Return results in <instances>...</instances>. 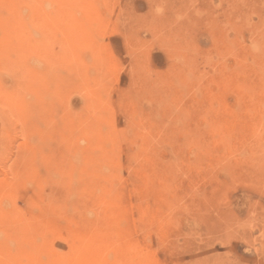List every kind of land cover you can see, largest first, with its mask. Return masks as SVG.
Returning <instances> with one entry per match:
<instances>
[{"label":"rangeland","instance_id":"374dc122","mask_svg":"<svg viewBox=\"0 0 264 264\" xmlns=\"http://www.w3.org/2000/svg\"><path fill=\"white\" fill-rule=\"evenodd\" d=\"M8 1H0L7 3L10 6L8 8L14 11L11 12L6 8V4L5 6L0 3L3 5V7L0 5L1 9L3 8L0 11V55L9 56L3 57L5 59L8 57L6 60L8 66L3 62L5 59L0 58V98L2 99H0V112L3 114H0V258L4 256L11 258L18 254V261L28 256L22 262L28 260L25 264H51L45 251L55 246L53 249L58 250L57 253L61 257L64 258L69 254L72 259L75 257L74 253L79 247L81 248L82 244L79 247L78 244L84 242L83 239L80 240V235L85 234L86 231L88 233L92 230L96 231L97 228L100 232L106 231L109 227L106 225L111 223L110 218L116 214L119 218L120 234L126 233L128 239L137 242L134 245L140 244L135 246L131 254L133 257L130 256L132 261L127 264H140L141 261V264L143 262L144 264L148 262L149 264L152 262L154 264L157 262L158 264H264V1L69 0L67 2L55 0L53 3L52 0H23L29 5L39 1L38 3L47 10L43 11L40 7L39 13L41 10L45 15L48 13V8L52 9L49 10L48 17H41L40 13L39 21L33 19L34 15L30 13L31 6L27 7L21 0H14L15 2L11 0L12 5ZM13 3L22 7L20 13L19 7L17 8ZM37 4L33 7L40 6L39 4L36 6ZM71 6H74L75 12L72 11ZM14 7L17 9L15 10ZM57 9L61 14L64 10L68 11L63 13L65 21L60 19L62 17L60 13L59 19L53 17L55 14L58 15ZM70 9L74 18L66 15L71 14ZM16 11L19 14L25 13L18 15L19 18L22 17L20 22H16ZM11 17L15 18L16 24ZM8 19L13 21L14 24H10L14 27L8 24L10 22ZM28 19L36 20L37 25ZM67 19H70V24L66 22ZM73 19L74 22L78 19L80 23L74 25L71 22ZM22 20L26 22L23 24L24 28L21 26L22 32H20L18 26L22 25ZM56 20L66 22L64 23L66 26L63 23L60 25ZM27 22H30L29 26ZM42 23L44 25H40ZM55 23L60 26H58L60 31ZM71 25L76 31L83 29L82 37H79L83 38L82 42L84 40L87 42H80L81 39L75 35L80 32L73 34L76 31L72 28L68 29ZM3 26L9 28L5 29ZM39 26H43L41 30L37 29ZM10 27L18 29L15 31L17 36L11 33L13 29ZM61 28L67 29L69 35L67 36L66 31ZM54 34L59 36V40ZM73 35L79 39L81 45L76 43L78 39L75 38V41ZM70 36H73L71 41L74 40L73 44L70 42L71 45L68 43ZM16 37L26 40H17ZM6 38L9 41H6ZM55 38L61 44L51 41ZM19 42L20 45L15 47L14 45ZM21 42L25 44L22 45ZM27 43H30L28 47ZM74 43L85 46L79 49ZM53 44L56 46L54 47ZM68 44L71 47L74 45L75 50L83 51V54L81 52L79 54L78 50H76L78 54H75V50L69 49ZM60 45H64L65 48ZM22 46L25 47L21 48ZM33 46L35 49L37 46V50ZM60 47L62 49H59ZM57 49L62 50V52L58 51L62 54L58 53ZM38 50L39 52H36ZM71 50L75 55H72ZM64 51L67 52L66 56ZM95 51L100 56H97ZM69 54L72 57H69ZM76 55L81 56L75 58ZM89 55L92 58H87ZM13 58L15 61L11 60ZM88 59H91L89 64ZM93 60L95 62H92ZM19 61L22 70L21 66H18ZM48 63H53V66L48 67ZM93 67L94 69L96 67V71L100 69L97 74L95 70L93 71ZM57 70H61L60 73ZM75 70L78 72L72 73ZM85 70L89 73L86 74ZM13 71L17 73L13 74ZM90 78L92 80H89ZM22 79L30 80L22 81ZM91 83L96 84L97 89L101 91L106 86V90L102 91L106 93V97ZM63 85L64 87L66 85L64 90L61 89ZM90 85L95 88L93 89L92 86L90 90ZM86 88L92 93L87 95ZM92 95L97 97L92 98ZM12 96L16 103L12 102L14 99ZM166 96L168 98L165 100ZM98 97L102 99L101 103ZM91 98L97 99L93 102L97 103L91 105L93 101ZM140 98L141 103L137 101ZM3 99L7 105L4 104ZM9 100H12L13 105ZM60 100H64V103ZM68 100L71 103H68ZM106 100L110 107L106 104ZM20 102L22 106H19ZM136 103H139L138 108ZM8 104L13 107L8 108ZM16 105L19 109H23V113L21 110L18 112V108H14ZM10 108L13 110L10 111ZM102 108L106 112L101 113ZM108 110L109 115H107ZM140 112L141 116H139ZM59 121L60 125L57 124ZM143 129L147 133L142 132ZM140 134L144 135V138ZM68 154L73 155L70 157ZM191 161H194L195 165H190L189 163H193ZM76 165H79L78 168ZM69 167L71 170L68 169ZM190 178L196 181L193 183ZM102 183L105 186L115 185L113 187L115 192L111 193L112 197L110 196L112 205L105 211L97 201L98 195L101 194L98 187ZM162 191L167 192L162 196ZM157 193L160 195L158 196ZM168 195L171 196L167 197ZM160 196L163 199L159 201ZM39 197H43L44 200ZM162 200L168 204L165 205ZM118 201L120 208L116 209L115 202ZM55 203L57 206L54 205ZM160 203L163 206L159 205ZM169 205H175L176 208ZM53 206L56 208L54 209ZM61 207L63 208L60 210ZM52 208L55 210L53 213H51ZM50 209L51 211L48 212ZM19 210L24 213L21 214ZM32 210L35 211L32 213ZM44 211L46 214L38 216L39 212L42 214ZM162 212L163 215L160 216ZM55 213L58 215H54ZM155 214L157 216H154ZM30 215L34 217L31 218ZM50 216L53 217L52 219L56 218L57 222L56 224L50 219L58 230L54 236L50 233L54 229H51L54 227L53 222L51 221L53 225H50L48 220ZM157 217L159 221L160 218L165 219L159 222ZM38 220L44 222L43 224L48 223L51 227L48 224L44 226L46 231ZM166 220H169V224ZM120 221L123 223L121 224ZM163 222L166 224L164 225ZM20 224L24 230L29 228L28 232H35L31 234L32 238L29 236L30 233L24 234V231H20L23 230ZM71 227H74L73 230ZM67 228L75 239L71 236V240L69 237L71 232L68 236ZM121 229H124V232ZM44 230L46 234L42 232ZM75 232H79V235L75 236L74 234H78ZM35 235L39 236L37 237L39 240ZM43 236H48L44 238L45 242ZM27 240L31 244L27 243ZM47 240L52 242L51 246L46 242ZM122 242L117 244L122 251L119 256L115 253L107 254L108 260L115 256L112 259L118 262L122 260L126 264L125 258L129 257V255L126 257L128 245L127 241ZM71 243H75L76 246L73 248ZM37 244L40 246L39 249L42 247L40 250L37 249L40 255L31 260L37 252ZM24 247L30 248V251H26ZM140 255L141 259L137 258ZM41 256L47 262H42ZM153 259L156 262L152 261ZM111 261L107 264H113L109 263Z\"/></svg>","mask_w":264,"mask_h":264},{"label":"bare ground","instance_id":"6f19581e","mask_svg":"<svg viewBox=\"0 0 264 264\" xmlns=\"http://www.w3.org/2000/svg\"><path fill=\"white\" fill-rule=\"evenodd\" d=\"M0 1H2V0H0ZM4 1L7 2V0H4ZM10 1H11V0H9L8 2H9V3H11V2H15L14 0L11 1V2H10ZM21 1L23 2V0H21ZM25 1H26V0H25ZM31 1H32V0H31ZM40 1H41V0H40ZM43 1H44V0H43ZM43 1H42V2H43ZM46 1H47V0H46ZM46 1H45V3H47ZM52 1H53V3H55V0H52ZM52 1H51V2H52ZM63 1H64V0H63ZM63 1H62V3L66 4V2H63ZM66 1L69 2V0H66ZM263 1H264V0H263ZM34 2H35V1H34ZM34 2H30V3H34ZM38 2H39V1H38ZM38 2L36 1V3H34V4H37ZM48 2H49V1H48ZM51 2H50V3H51ZM0 3L3 4V5H5V4L7 5V3H5V4L2 3V2H0ZM9 3H8V4H9ZM23 3H25V2H23ZM88 3H90V2H88ZM1 4H0V5H1ZM15 4H16V3H13V5H15ZM25 4H26V3H25ZM27 4H28V5H27ZM27 4H26L27 7L31 6V8H32V9L30 10V13L34 15V16H33V19L35 18L36 20H38V19L40 20V18H39V14H40V13L42 14V16H41V14H40L41 17H48V16H50V11H49V10H52V9H49V8H48V13L46 12L47 15H45L43 11L46 10V8L44 7V8H45V9H44L39 3H38V4H39L40 6H39V7H36V8L33 7V6H35L34 4H33V5H32V4L29 5V3H27ZM38 4H37L36 6H38ZM59 4H60V3H59ZM64 4H63V5H64ZM3 5H1V6L3 7ZM6 5H5V6H6ZM10 5H12V3H11ZM42 5L44 6V2H43ZM45 5H46V4H45ZM72 5H73V4H72ZM1 6H0V11H2V9H3V8L1 9ZM15 6H16V5H15ZM49 6H50V5H49ZM68 6H69V5H68ZM84 6H85V5H84ZM8 7H10V6L7 5L6 8H8ZM16 7H17V8L19 7V13H20V10H21L22 7L20 8L19 5H17ZM16 7H14L15 10L17 9ZM40 7L43 8V9H42V10H43V11H42L43 13L41 12V10H40V13H39V9H40ZM71 7H72L71 9H72V11H73V10H74V6H71ZM6 8H4V10H5ZM38 8H39V9H38ZM51 8H53V7H51ZM68 8H70V6H69ZM90 8H91V7H90ZM8 9H10V8H8ZM12 9H13V8H12ZM29 9H30V8H29ZM59 9L61 10V8H59ZM65 9H66V8H65ZM71 9H70V13H71ZM10 10H11V9H10ZM23 10H24V9H23ZM57 10H58V9H57ZM60 10H58V11H59V12H58V15L54 13L55 15H57L56 17H55V15H54V16L51 15V17L53 16L55 19L58 17V19H59V17H61V16H59V15L61 14ZM66 10H67V9H66ZM66 10H64L63 13H67L68 11H66ZM6 11H8V10L6 9ZM46 11H47V10H46ZM65 11H66V12H65ZM11 12H14V11L11 10ZM11 12H9V13L11 14ZM25 12H26V11H25ZM73 12H75V10H74ZM4 13H6V12L4 11ZM9 13H7V15H8ZM19 13L16 11V14H17V15H16V16H17V17H16V18H17L16 22H20L19 20H21L20 18H22V17L19 18L18 15H24V14H25L24 12H23L24 14H19ZM30 13H29V15H30ZM59 13H60V14H59ZM63 13L61 14L62 17H61L60 19L63 20V21H65V19H63V18H64V17H63V16H64ZM0 14H1V12H0ZM12 14H13V13H12ZM12 14H11V16H14V15H12ZM51 14H52V12H51ZM7 15H6V16H7ZM44 15H45V16H44ZM66 15L69 16V18H71V17H72L71 15H73V14L71 13V14H66ZM67 16H66V17H67ZM70 16H71V17H70ZM9 18H10V17H9ZM11 18H13V17H11ZM54 18H53V19H54ZM72 18H74V17H72ZM41 19H42V18H41ZM45 19H46V18H44V20H45ZM78 19H79V18H78ZM78 19H76V22H74V21H75L74 19H73V21H71V22H73L74 25H75V23H78V24H79L80 21H78ZM12 20L15 22V18H13ZM12 20L10 21V19H8V21H10L8 24L13 23ZM28 20L31 21L32 19H31V20L28 19ZM36 20H35V21H36ZM39 20H38V21H39ZM42 20H43V19H42ZM42 20H41L40 22H42ZM48 20H50V19H48ZM61 20H58L59 23H60V25H61V23H63V21H61ZM67 20H68V19H67ZM67 20H66V22L69 23L70 19H69L68 21H67ZM71 20H72V19H71ZM22 21H23V20H22ZM22 21H21V22H22ZM32 21H34V20H32ZM32 21H31V22H32ZM35 21H34L33 23L37 25V23H36ZM56 21H57V20H56ZM58 21H57V22H58ZM16 22H15V24H16ZM24 22H26V21L24 20L23 23H21L22 25H20V27L18 26V29L20 30V32H22L20 28H21V26H23ZM44 22H45V21H43V23H44ZM57 22H56V23H57ZM66 22H64V23L66 24ZM29 23H30V22H27V25H28V26L30 25ZM33 23H31V24H33ZM43 23L40 24V25H44ZM56 23H55V24H56ZM64 23H63V24H64ZM2 24H3V23H2ZM6 24H7V23H6ZM6 24H5V25H6ZM8 24H7V25H8ZM13 24H14V23H13ZM19 24H20V23H19ZM19 24H18V25H19ZM55 24H52V25L55 26ZM63 24H62V25H63ZM65 24H64V25H65ZM69 24H70V23H69ZM73 24H72V25H73ZM5 25H4V26H5ZM10 25H11V24H10ZM72 25H71L68 29L72 28ZM4 26H3V28H5V29H8V28H9V27L6 28V27H4ZM8 26H9V25H8ZM12 26L14 27V25H11V27H12ZM16 26H17V25H16ZM24 26H25V25H24ZM24 26H23V28H24ZM32 26H34V25H32ZM56 26L58 27L59 25L56 24ZM65 26H66V25H65ZM80 26L82 27V24H81ZM227 26H228V25H227ZM0 27H1V25H0ZM11 27H10V28H11ZM37 27H38V26H37ZM42 27H43V26H39V28H37V29L39 30V29L42 28ZM59 27H60V26H59ZM59 27H58V29H59ZM74 27H78V26H74ZM27 28H28V27H27ZM27 28H25V29L27 30ZM35 28H36V27H35ZM46 28H47V27H46ZM66 28H67V27H66ZM11 29H13L14 31L11 30ZM11 29H10V30H11V33L13 32V34H15V31H16V30L18 31L17 28H16V30H15L14 28H11ZM61 29L63 30L64 28H61ZM72 29L74 30V28H72ZM72 29H71V31H73ZM79 29H80V28H79ZM84 29H85V27H84ZM86 29H87V28H86ZM35 30H36V29H35ZM40 30H41V29H40ZM46 30H47V33H48V32H49V28L46 29ZM56 30H57V29H56ZM56 30H55V31H56ZM62 30H61V31H62ZM64 30L66 31V34H67V31H68V30H67V29H64ZM64 30H63V31H64ZM81 30H82V31H76V30H74V31H76V32L73 31V32H74L73 34L80 32V34L78 33V34H75V35L78 36V37H79V36L82 37L81 32L83 33L84 31H83V29H81ZM87 30H88V29H87ZM50 31H51V30H50ZM52 31H53V30H52ZM59 31H60V29H59ZM20 32H19V33H20ZM29 32H30V31H29ZM31 32H32V31H31ZM37 32H38V31H37ZM41 32H42V31H41ZM56 32H57V31H56ZM11 33L9 32V34H11ZM26 33H28V32L26 31ZM51 33H52V32H51ZM53 33H55V32L53 31ZM60 33H61V32H60ZM64 33H65V32H64ZM64 33H62V34H64ZM68 33H69V32H68ZM85 33H86V31H85ZM28 34H29V33H28ZM28 34H27V35H28ZM49 34H50V33H49ZM70 34L72 35V32H71ZM1 35H2V34H1ZM15 35H16V34H15ZM30 35H31V34H30ZM33 35H35V34L33 33ZM55 35H56V36H55ZM68 35H69V34H67V36H68ZM75 35H73V36H74L73 39L76 38ZM7 36H8V35H7ZM11 36H12V35H11ZM16 36H17V35H16ZM24 36H26V35H24ZM44 36H45V34H44ZM54 36L57 37L58 35H57V34H54ZM64 36H65V35H64ZM73 36H70V37H69V38H70V39H69L70 41H68V40L66 39V41H68V43H69L70 45H71L70 42H72V41L74 42L73 39H72V41H71V38H72ZM87 36H88V35H87ZM3 37H4V36H3ZM12 37H13V36H12ZM19 37H21V34L19 35ZM19 37H16L17 40H18V39H21V38H19ZM62 37H63V35H62ZM80 37H79V38H80ZM83 37H84V36H83ZM1 38H2V37H1ZM26 38H27V36H26ZM26 38H25V39L22 38L21 41H23V39L26 40ZM31 38H32V37H31ZM65 38H66V37H65ZM86 38H87V37H86ZM4 39H5V37H4ZM6 39H7V38H6ZM10 39H11V38H10ZM14 39H15V37H14ZM47 39H48V38H47ZM57 39L59 40V36L57 37ZM57 39L55 38L54 40H51V41H56L57 44H58V42H60V41H57ZM61 39H62V38H61ZM61 39H60V40H61ZM76 39H78V38H76ZM76 39H75V41H76ZM80 39H81V38H80ZM82 39H83V38H82ZM82 39H81L80 42H82ZM2 40H3V39H2ZM28 40H30V39H28ZM32 40H33V38H32ZM34 40H35V39H34ZM89 40H90V39H89ZM6 41H9V39H7ZM6 41H4L5 44H6ZM11 41H12V39H11ZM13 41H14V40H13ZM43 41H44V40H43ZM45 41H46V40H45ZM61 41H62V40H61ZM93 41H94V40H93ZM30 42H32V41H30ZM33 42H34V41H33ZM48 42L50 43L49 40H48ZM56 42H54V43H56ZM64 42H65V40H64ZM73 42H72V44H73ZM84 42H87V41L84 40ZM84 42H82V43H84ZM90 42H91V41H90ZM16 43H18V42H16ZM21 43H22V45L25 44V42H21ZM23 43H24V44H23ZM41 43H43V42H41ZM46 43H47V42H46ZM46 43H45V44H46ZM76 43H79V39H78V42H76ZM76 43H74L75 46H78V47H76V48H79V49H80V48H82L83 46H85L84 44H82V46H80V45H81L80 43H79L80 45H76ZM255 43H256V42H255ZM5 44H4V45H5ZM11 44H12V43H11ZM27 44H28V45H27V47H28L30 43H27ZM37 44H38V43H37ZM60 44H61V42H60ZM64 44H65V43H64ZM69 44H68V48H69V49L73 48V49L75 50V46L73 45L74 47H73V46L71 47ZM2 45H3V44H2ZM12 45H13V44H12ZM18 45H20V42H19V44L14 45V46L16 47V46H18ZM34 45H35V44H34ZM48 45H49V44L47 43L46 46H48ZM51 45H52V44H51ZM53 45H54V44H53ZM90 45H92V44H90ZM8 46H9V45H8ZM30 46H31V45H30ZM55 46H56V45H54V47H55ZM60 46H61V45H60ZM62 46L64 47V45H62ZM62 46H61V47H62ZM24 47H25V46H22L21 48H24ZM31 47H32V46H31ZM31 47H30V48H31ZM51 47H52V46H51ZM57 47H58V46H57ZM61 47H60L59 49H62ZM1 48H2V47H1ZM4 48H5V47H4ZM6 48L8 49L9 47H6ZM6 48H5V49H6ZM11 48H13V47L11 46ZM11 48H10V51H11ZM30 48H28V49H30ZM33 48H34V46H33ZM41 48H42V46H41ZM49 48H50V47H49ZM64 48H65V47H64ZM64 48H63V50H64ZM83 48H84V47H83ZM18 49H20V48L18 47ZM31 49H32V48H31ZM34 49H35V48H34ZM38 49H39V48H38ZM44 49H45V48H44ZM59 49H57L56 51H57V52L60 51ZM0 50H1V49H0ZM13 50H15V48H14ZM16 50H17V49H16ZM21 50H22V49H21ZM35 50H37V46H36V49H35ZM51 50H52V49H51ZM76 50H78V49H76ZM76 50L74 51L75 54H78V52H79V54H81V53L83 54V51L81 52L80 50H78V52H76ZM98 50H99V49H98ZM5 51H6V50H5ZM18 51H19V50H18ZM33 51H34V50H33ZM52 51H53V50H52ZM52 51H51V52H52ZM84 51H85V50H84ZM90 51H91V50H90ZM1 52H2V51H1ZM8 52H9V51H8ZM29 52H32V51L29 50ZM29 52H26V54H28ZM34 52H35V51H34ZM36 52H39V50L36 51ZM40 52H41V51H40ZM60 52H62V50H61ZM60 52H58V53H60ZM71 52L73 53V50H71ZM80 52H81V53H80ZM93 52H94V51H93ZM95 52H96V51H95ZM10 53H12V51H11ZM20 53H21V52H20ZM52 53H54V52H52ZM63 53L65 54V56L67 55V54H66L67 52L65 53V51H64ZM72 53H71V54H72ZM1 54L3 55V53H1ZM32 54H34V53H32ZM35 54H36V53H35ZM54 54H55V53H54ZM54 54H52V55H54ZM60 54H62V53H60ZM75 54L73 53L72 55H75ZM84 54H85V53H84ZM5 55L8 56L7 54H5ZM5 55H4V56H1V55H0V58H1V57H2V58H3V57H6ZM12 55H13V54H11V56H12ZM21 55H22V53H21ZM21 55H20V57H21ZM24 55H25V54H24ZM24 55H23V56H24ZM72 55L69 54V57H70V56L72 57ZM94 55H95V53H93V56H94ZM96 55H97V52H96ZM96 55H95V56H96ZM15 56H16V53H15ZM17 56H18V55H17ZM17 56H16V57H17ZM38 56H39V55H38ZM79 56H81V55H79ZM79 56L76 55L75 58H80ZM95 56H94V57H95ZM97 56H100V55H97ZM8 57H9V56H8ZM8 57H7V58H8ZM12 57H14V56H12ZM12 57H11V58H12ZM43 57H44V56H43ZM45 57H46V56H45ZM54 57H56V55H55ZM90 57H91V55H89V57H87V58H90ZM101 57H102V56H101ZM7 58H6V59L3 58V59H5V61H3V62H5V64H6V60H7ZM18 58H19V57H18ZM40 58H41V57H40ZM46 58H47V57H46ZM91 58H92V57H91ZM95 58H97V57H95ZM21 59H22V57H21ZM21 59H19V60H21ZM70 59H72V58H70ZM103 59H104V58H102V60H103ZM11 60H14V58L11 59ZM22 60L24 61V58H23ZM42 60H43V59H42ZM78 60H79V59H78ZM78 60H75V61H78ZM81 60H83V59H81ZM90 60H91V59H90ZM90 60H89V59H88V61L86 60L88 64L91 62ZM99 60H100V59H99ZM14 61H15V60H14ZM36 61H37V60H36ZM48 61H49V59H48ZM50 61H51V60H50ZM75 61H74V62H75ZM83 61H84V60H83ZM89 61H90V62H89ZM105 61H106V60H105ZM105 61H104V62H105ZM92 62H95V60H93ZM12 63H13V62H12ZM21 63H23V62H21ZM1 64H3V63H1ZM8 64H9V62H8ZM23 64H24V63H23ZM48 64H49L48 67H50V65L53 66V63H52V64L48 63ZM91 64H92V63H91ZM96 64H97V62H96ZM99 64H100V63H99ZM111 64L114 65L113 61H111ZM3 65H4V64H3ZM6 65H7V64H6ZM19 65L21 66L20 68H21V70H22V64H20V61H19L18 66H19ZM24 65H25V64H24ZM24 65H23V66H24ZM113 65H112V68H113ZM7 66H8V65H7ZM14 66H15V65H14ZM85 66H86V65H85ZM95 66H96V65H95ZM26 67H27V66H26ZM90 67H91V66H90ZM102 67H103V66H102ZM3 68H5V65H4ZM7 68H8V67H7ZM23 68L25 69V67H23ZM76 68H78V67H76ZM80 68H81V66H80ZM106 68H107V67H106ZM9 69H10V68H9ZM9 69H8V70H9ZM49 69H50V68H49ZM102 69H103V68H102ZM102 69H101V70H102ZM12 70H13V69H12ZM12 70H11V71H12ZM15 70H17V68H16ZM15 70H14V71H15ZM94 70L96 71V67H95V69H94V67H93V71H94ZM98 70H100V69H98ZM98 70H97V71H98ZM3 71H4V69H3ZM14 71H13V74L15 73ZM57 71H59V73H60L61 70H57ZM97 71H96V74L98 73ZM23 72H25V70H23ZM27 72H28V71H27ZM27 72H26V73H27ZM40 72H41V71H40ZM40 72H39V73H40ZM53 72H55V71H53ZM63 72H64V71H63ZM69 72H70V71H69ZM74 72H78V71L75 70V71H73L72 73H74ZM85 72H86V70H85ZM85 72H84V74H85ZM99 72H100V71H99ZM106 72H107V71H106ZM110 72H111V70H110ZM7 73H8V72H7ZM10 73H11V72H10ZM16 73H17V72H16ZM16 73H15V74H16ZM18 73H20V72L18 71ZM41 73H42V72H41ZM88 73H89V72H88ZM88 73L86 72V74H88ZM101 73H102V72H101ZM8 74H9V73H8ZM11 74H12V73H11ZM23 74H25V73H23ZM27 74H28V73H27ZM29 74H30V72H29ZM49 74H50V73H49ZM49 74H48V75H49ZM67 74H68V73H67ZM74 74H75V73H74ZM30 75H31V74H30ZM50 75H51V74H50ZM78 75H79V73H78ZM91 75L93 76V74H91ZM105 75H107V74L105 73ZM122 75H123V74H122ZM122 75H121V76H122ZM18 76H20V75H18ZM18 76H17V77H18ZM23 76H24V75H23ZM23 76H22V77H23ZM25 76H27V75H25ZM25 76H24V77H25ZM44 76H45V75H44ZM56 76H58V75H56ZM63 76H64V75H63ZM66 76H67V75H66ZM70 76H72V74H71ZM70 76H69V77H70ZM94 76H95V74H94ZM101 76H102V74H101ZM101 76H100V77H101ZM113 76H114V75H113ZM29 77H30V76H29ZM47 77H48V76H47ZM73 77H74V76H72V78H73ZM79 77H80V75H79ZM87 77H88V76H87ZM100 77H99V78H100ZM27 78H28V77H27ZM41 78H42V77H41ZM91 78H92V77H91ZM91 78H90L89 80H92ZM94 78H95V77H94ZM96 78H97V77H96ZM16 79H17V78H16ZM45 79H46V78H45ZM67 79H68V78H67ZM14 80H15V79H14ZM27 80H30V79H27ZM27 80L22 79V81H27ZM33 80H34V78H33ZM38 80H39V79H38ZM40 80H41V79H40ZM69 80H71V79H69ZM69 80H68L67 82H69ZM72 80L74 81L75 78L72 79ZM89 80H88V81H89ZM94 80H95V79H94ZM97 80L99 81V79H97ZM100 81H101V80H100ZM33 82H35V81H33ZM59 82H60V81H59ZM71 82H72V81H71ZM89 82H90V81H89ZM91 82H92V81H91ZM101 82H102V81H101ZM40 83H41V82H40ZM40 83H39V84H40ZM95 83H96V82H95ZM98 83L101 85L100 82H98ZM19 84H20V83H19ZM34 84H35V83H34ZM64 84H65V83H64ZM86 84H87V82H86ZM86 84H85V85H86ZM89 84H90V83H88V86H89ZM91 84H93V83H91ZM99 84H98V85H99ZM108 84H109V83H108ZM159 84H160V83H159ZM21 85H22V84H21ZM25 85H26V84H25ZM67 85H69V84H67ZM85 85H84V86H85ZM93 85L96 86V84H93ZM93 85H90V86H91V87H90V90L92 89V86H93ZM26 86H27V85H26ZM48 86H49V85H48ZM94 86H93V89L95 88ZM226 86H227V85H226ZM226 86H225V87H226ZM15 87H17V86H15ZM22 87H23V86H22ZM31 87H32V86H31ZM65 87H66V85H65ZM65 87H64V85H63L61 89L64 90ZM85 87H87V86H85ZM98 87H99V86H98ZM105 87H106V86H105ZM105 87L102 89V91H105V90H106ZM112 87H113V86H112ZM225 87H224V89H225ZM19 89H20V88H19ZM26 89H27V88H26ZM34 89H35V88H34ZM86 89H87L86 91H88V88H86ZM96 89H97V86H96ZM98 89H99V88H98ZM98 89H97L98 92L104 94V92H102L101 89H99V90H98ZM216 90H217V89H216ZM0 91H1V90H0ZM19 91H20V90H19ZM23 91H24V89H23ZM95 91H96V90H95ZM128 91H129V90H128ZM25 92H26V91H25ZM37 92H38V90H37ZM42 92H43V90H42ZM82 92H83V91H82ZM23 93H24V92H23ZM27 93H28V92H27ZM31 93H32V92H31ZM89 93H90V92L88 91V92H87V95H88ZM91 93H92V92H91ZM91 93H90V94H91ZM95 93H96V92H95ZM100 93H98V94H99V97H100ZM215 93H216V92H215ZM28 94H29V93H28ZM39 94H40V93H39ZM72 94H74V93H72ZM72 94H71V95H72ZM105 94H106V93H105ZM105 94H104V96L106 97ZM208 94H209V93H208ZM4 95H5V94H4ZM164 95H165V94H164ZM39 96H41V95H39ZM79 96H80V95H79ZM92 96H93L92 98H96V97H97V95H96V97H94V95H92ZM214 96H215V94H214ZM12 97L14 98V96H12ZM16 97H17V96H16ZM26 97H27V96H25V98H26ZM99 97H98V99H99ZM102 97H103V96H102ZM137 97H138V96H137ZM159 97H160V96H158V98H159ZM18 98H19V97H18ZM18 98H17V99H18ZM34 98H35V97H34ZM39 98H40V97H39ZM58 98H59V97H58ZM77 98H78V97H77ZM92 98H91V100H93V101H92V104H91V105L97 103V102L93 103L95 99H92ZM134 98H135V97H134ZM155 98H156V97H155ZM166 98H168V97L166 96V97H165V100H166ZM0 99H1V98H0ZM5 99H6V98H5ZM11 99H12V98H11ZM22 99H23V98H22ZM35 99H36V98H35ZM69 99H70V98H69ZM80 99H81V97H80ZM162 99H163V98H162ZM213 99H214V98H213ZM1 100H2V99H1ZM6 100H7V99H6ZM6 100H5V101H6ZM12 100H13V101H12ZM12 100H11L12 102H15V103L17 102V101L15 100V98L12 99ZM14 100H15V101H14ZM30 100H32V99H30ZM72 100H73V98H72ZM96 100H97V99H96ZM96 100H95V101H96ZM99 100H100V103H101V100H102V99H99ZM134 100H135V99H134ZM136 100H137V99H136ZM139 100H140V101H139ZM139 100H137V101H138L139 103H141L142 99L140 98ZM9 101H10V100H9ZM11 101H10V103H11V105H13ZM22 101H23V100H22ZM25 101H26V100H25ZM34 101H35V100H34ZM38 101H39V100H38ZM60 101L63 102L64 100H60ZM130 101H131V100H130ZM3 102H4V99H3ZM67 102L69 103L70 100H68ZM83 102H84V101H83ZM98 102H99V101H98ZM103 102H104V100H103ZM105 102H106V104L109 105V103H107V100H106ZM135 102H136V101H135ZM21 103H22V102H20V103H19L20 105H19V104H18V105H19V106H22ZM23 103H24V102H23ZM63 103H64V102H63ZM70 103H71V102H70ZM100 103H99V104H100ZM139 103H138V104L136 103L137 108H138V106H139ZM158 103H159V102H158ZM4 104L7 105V103H5V102H4ZM39 104H40V103H39ZM58 104H59V103H58ZM99 104H97V106H98ZM102 104H103V103H102ZM8 105H9V106H7V107L9 108L11 105H10V104H8ZM26 105H27V104H25V106H26ZM61 105H63V104H61ZM3 106H4V105H3ZM3 106H2V107H3ZM34 106H35V104H34ZM47 106H48V105H47ZM52 106H53V105H52ZM140 106H142V105H140ZM0 107H1V106H0ZM12 107H13V106H11V108H12ZM23 107H24V106H23ZM70 107H71V106H69V109H71ZM75 107H76V106H75ZM102 107H103V106H102ZM106 107H107V106H106ZM109 107H110V105H109ZM11 108L9 109L10 111L13 110V109H11ZM14 108H18V109H19V107H18L17 105H16V107H14ZM30 108H31V107H30ZM57 108H58V107H57ZM62 108H63V107H62ZM93 108H94V107H93ZM95 108H96V106H95ZM95 108H94V109H95ZM99 108H100V107H98V110H99ZM18 109H16V110H18ZM33 109H35V108H33ZM84 109H85V108H84ZM102 109H103V108H102ZM20 110H21V109H19L18 112H20ZM25 110H26V109H25ZM36 110H37V108H36ZM51 110H52V109H51ZM51 110H50V112H51ZM58 110H59V109H58ZM64 110H65V108H64ZM90 110H91V109H90ZM103 110H104V109H103ZM103 110L100 109L101 113H102V112H106L105 110H104V111H103ZM135 110H136V109H135ZM142 110H143V109H142ZM142 110H141V111H142ZM2 111H3V110H2ZM14 111H15V110H14ZM32 111H34V110H32ZM55 111H56V110H55ZM94 111H96V110H94ZM139 111H140V110H139ZM205 111H206V110H205ZM7 112H8V111H7ZM21 112L23 113V109L21 110ZM25 112H27V110H26ZM38 112H39V111H38ZM46 112H48V111H46ZM109 112H110V111L108 110L107 115L110 114ZM133 112H134V111H133ZM14 113H15V112H14ZM22 113H21V114H22ZM31 113H33V112H31ZM35 113H36V112H35ZM56 113H57V112H56ZM83 113H84V112H83ZM83 113H81V114H83ZM0 114L3 115L1 112H0ZM25 114L27 115V113H25ZM42 114H43V113H42ZM51 114H52V113H51ZM104 114H105V113H104ZM140 114H141V112L139 113V116H141ZM34 115H35V114H34ZM44 115H45V114H44ZM137 115H138V114H137ZM137 115H136V116H137ZM27 116H29V115H27ZM27 116H26V117H27ZM30 116H32V115H30ZM49 116H50V113H49ZM53 116H54V115H53ZM105 116H106V115H105ZM129 116H131V113H130ZM249 116H250V115H249ZM54 117H55V116H54ZM106 117H107V116H106ZM144 117H145V116H144ZM0 118H1V116H0ZM28 118H29V117H28ZM50 118H51V117H50ZM90 118H91V117H90ZM114 118H115V117H114ZM127 118H128V117H127ZM105 119H106V118H105ZM46 120H47V119H46ZM49 120H50V119H49ZM93 120H94V119H93ZM96 120H99V119L96 118ZM132 120H133V119H132ZM134 120H135V119H134ZM204 120H205V118H204ZM208 120H209V118H208ZM88 121H89V120H88ZM138 121H139V120H138ZM51 122H52V121H51ZM54 122H55V121H54ZM56 122H58V120H57ZM56 122H55V123H56ZM115 122H116V121H115ZM139 122H140V121H139ZM107 123H108V122H107ZM109 123H111V122H109ZM133 123H134V122H133ZM136 123H137V122H136ZM140 123H141V122H140ZM211 123H212V121H211ZM57 124L60 125V121H59V123H57ZM63 124H64V123H63ZM103 124H104V123H103ZM97 125H98V124H97ZM130 125H131V124H130ZM132 125H133V124H132ZM137 125H138V124H137ZM4 126H5V125H4ZM33 127H34V126H33ZM106 127H107V126H106ZM140 127H141V126H139V128H140ZM4 128H5V127H4ZM34 128H35V127H34ZM116 128H117V127H116ZM133 128H135V127H133ZM143 128H144V126H143ZM105 129H106V128H105ZM108 129H110V127H108ZM108 129H107V130H108ZM128 129H129V128H128ZM145 129H146V128H145ZM103 130H104V128H103ZM113 130H114V129H113ZM137 130H138V128H137ZM144 131H145V130L143 129L142 132H144ZM104 132H105V131H104ZM104 132H103V133H104ZM130 132H132V130H130ZM139 132H140V131H139ZM139 132H138V133H139ZM106 133H107V132H106ZM115 133H116V132H115ZM135 133L137 134V132H135ZM135 133H134V134H135ZM144 133H147V132H144ZM42 134H43V133H42ZM78 134H79V133H78ZM120 134H121V133H120ZM120 134H119V135H120ZM140 135H141V134H140ZM195 135H198V134H195ZM70 136H71V134H70ZM129 136H130V135H129ZM134 136H135V135H134ZM141 136H143V138H144V135H141ZM145 136H146V135H145ZM147 136H148V135H147ZM203 136H204V135H203ZM31 138H32V137H31ZM46 138H47V137H46ZM61 138H64V137H61ZM100 138H101V137H100ZM141 138H142V137H141ZM145 138L147 139V137H145ZM196 138H197V137H196ZM37 139H38V138H37ZM119 139H120V138H119ZM148 139H149V138H148ZM30 140H31V139H30ZM133 140H135V139H133ZM133 140H132V141H133ZM144 140H145V139H144ZM198 140H199V139H198ZM198 140H197V141H198ZM147 141H148V140H147ZM199 141H200V140H199ZM109 142H110V141H109ZM98 143H99V142H98ZM132 143H133V142H132ZM132 143H131V144H132ZM59 144H60V143H59ZM129 144H130V143H129ZM65 145H66V144H65ZM196 145H197V143H196ZM60 146H61V145H60ZM95 146H96V145H95ZM130 146H131V145H130ZM58 147H59V146H58ZM58 147H57V148H58ZM62 147H63V146H62ZM195 147H196V146H195ZM47 148H48V147H47ZM145 148H146V147H145ZM112 149H113V148H112ZM47 150H48V149H47ZM49 150H50V149H49ZM61 150H62V149H61ZM113 150H114V149H113ZM62 151H63V150H62ZM65 153H66V152H65ZM69 153H70V152H69ZM75 153H76V152H75ZM148 153H149V152H148ZM25 154H26V153H25ZM33 154H34V153H33ZM35 154H36V153H35ZM55 154H56V153H55ZM28 155H29V154H28ZM52 155H53V154H52ZM68 155H70V154H68ZM72 155H73V154H72ZM72 155H70V157H71ZM23 156H24V155H23ZM98 156H99V155H98ZM133 156H134V155H133ZM24 157H25V156H24ZM44 157H45V156H44ZM74 157H75V156H74ZM123 157H124V156H123ZM225 157H226V156H225ZM26 158H27V157H26ZM48 158H49V156H48ZM53 158H55V157L53 156ZM57 158H58V157H57ZM76 158H78V157H76ZM134 158H135V157H133V159H134ZM43 159H45V158H43ZM51 159H52V158H51ZM94 159H95V158H94ZM103 159L106 160L105 158H103ZM112 159H113V158H112ZM136 159H137V158H136ZM53 160H54V159H53ZM60 160H61V159H60ZM75 160H76V159H75ZM87 161H88V160H87ZM52 162H53V161H52ZM75 162H76V161H75ZM99 162H100V159H99ZM191 162H193V163H189L190 165L195 163L194 161H191ZM37 163H38V162H37ZM37 163H36V164H37ZM42 163L44 164V162H42ZM69 163H70V162H69ZM102 163H103V162H102ZM117 163H118V162H117ZM196 163H197V162H196ZM33 164H34V163H33ZM67 164H68V163H67ZM103 164H104V163H103ZM120 164H121V163H120ZM136 164H137V163H136ZM141 164H142V163H141ZM185 164H186V163H185ZM189 164H188V165H189ZM40 165H41V164H40ZM40 165H39V166H40ZM137 165H138V164H137ZM190 165H189V166H190ZM194 165H195V164H194ZM197 165H199V164L197 163ZM197 165H196V167H197ZM44 166H45V165H44ZM69 166H70V165H69ZM74 166H75V165H74ZM78 166H79V165H76V168H78ZM142 166H143V165H142ZM189 166H188V167H189ZM67 167H68V165H67ZM114 167H115V166H114ZM185 167H186V165H185ZM188 167H187V169H188ZM192 167H193V165H192ZM192 167H191V169H192ZM38 168H39V167H38ZM70 168H71V167H69L68 169H70ZM105 168H107V167H105ZM105 168H104V169H105ZM189 168H190V167H189ZM185 169H186V168H185ZM70 170H71V169H70ZM82 170H84V169H82ZM86 170H87V169H86ZM38 171H39V170H38ZM87 171H88V170H87ZM105 171H106V170H105ZM120 171H121V170H120ZM120 171H119V172H120ZM42 172H43V171H42ZM64 172H65V171H64ZM74 172H75V171H74ZM123 172H124V171H123ZM36 173H37V172H36ZM53 173H54V172H53ZM86 173H87V172H86ZM86 173H85V174H86ZM121 173H122V172H121ZM67 174H68V173H66V175H67ZM69 174H70V173H69ZM73 174H74V173H73ZM70 175H71V174H70ZM115 175H118V174H115ZM128 175H129V174H128ZM64 176H65V175H64ZM121 176H122V175H121ZM39 177H40V176H39ZM67 177H68V176H66V178H67ZM119 177H120V176H119ZM42 178H43V177H42ZM100 178H102V177H100ZM112 179H113V178H112ZM121 179H123V178H121ZM121 179H120V180H121ZM190 179H191V178H190ZM193 179H194V178H192L191 180H193ZM66 180H67V179H66ZM68 180H69V179H68ZM149 181H150V180H149ZM194 181H196V180H193L192 182L194 183ZM65 182H66V181H65ZM67 182H68V181H67ZM69 183H70V182H69ZM196 183H197V182H196ZM196 183H195V184H196ZM27 184H28V183H27ZM97 185H98V184H97ZM116 185H117V184H116ZM193 185H194V184H193ZM193 185H192V186H193ZM114 186H115V185H114ZM114 186H113V187H114ZM182 186H183V185H182ZM58 187H59V186H58ZM113 187H112V186H105L103 183L100 184L99 187H98V191L101 192V194L98 195L99 198H98L97 201H98V203H99V205H100V207H101V209H102L103 211H105L106 208L111 207V205H112L110 199H111V197H112V196H111V193L113 192V189H114ZM123 187H124V186H123ZM196 187H197V186H196ZM116 188H117V187H116ZM189 188H190V187H189ZM194 188H195V187H194ZM69 189H70V187H69ZM90 189H91V187H90ZM190 189H191V188H190ZM115 190H116V189H115ZM121 190H122V189H121ZM166 190H167V189H166ZM195 190H196V189H195ZM164 191H165V190H164ZM168 191H169V190H168ZM171 191H172V190H171ZM188 191H189V189H188ZM60 192H61V191H60ZM62 192H63V191H62ZM91 192H92V191H91ZM99 192H98V193H99ZM114 192H115V191H114ZM114 192H113V193H114ZM166 192H167V191H166ZM166 192H163V191H162V192H161V193H162V196H163V194H165ZM185 192H186V191H185ZM190 192L192 193V191H190ZM194 192H196V191H194ZM92 193H93V192H92ZM158 193H160V191H159ZM158 193H157V194H158ZM93 194H94V193H93ZM193 194H194V193H193ZM159 195H160V194H158V196H159ZM188 195L190 196L189 193H188ZM110 196H111V197H110ZM158 196H157V198H158ZM170 196H171V195H168L167 197H170ZM172 196H173V195H172ZM50 197H51V196H50ZM119 197H120V196H119ZM119 197H118V198H119ZM36 198H37V197H36ZM36 198H35V199H36ZM39 198H42V199H43V197H39ZM39 198H38V200H39ZM54 198H55V197H54ZM161 198H162V197L160 196V197H159V201H160ZM162 199H163V198H162ZM165 199H166V197H165ZM168 199H169V198H168ZM176 199H177V196H176ZM43 200H44V199H43ZM59 200H60V199H59ZM73 200H74V199H73ZM112 200H113V199H112ZM157 200H158V199H157ZM25 201H26V200H25ZM39 201H42V200H39ZM81 201H82V200H81ZM140 201H141V200H140ZM143 201H144V200H143ZM155 201H156V200H155ZM46 202H47V201H46ZM51 202H52V200H51ZM94 202H95V201H94ZM162 202H165V201L162 200ZM176 202H177V201H176ZM176 202H174V203H176ZM47 203H48V202H47ZM57 203H58V202H57ZM48 204H49V203H48ZM66 204H67V203H66ZM79 204H80V203H79ZM93 204H94V203H93ZM166 204H168V203L165 202V205H166ZM54 205L57 206L56 203H55ZM115 205H116V207H115L116 209H119V208H120V203H119V201H118V202H115ZM159 205L163 206V204H161V203H160ZM159 205H158V206H159ZM165 205H164V206H165ZM172 205H173V204H172ZM38 206H39V207H42V206H40L39 204H38ZM50 206H51V205H50ZM55 206H53L54 209L56 208ZM59 206H60V205H59ZM59 206H58V207H59ZM79 206H80V205H79ZM82 206H83V205H82ZM92 206H93V205H92ZM92 206H91V207H92ZM151 206H152V205H151ZM80 207H81V206H80ZM165 207H166V206H165ZM165 207H164V210L166 209V211H167V208H165ZM167 207H168V206H167ZM169 207L174 208L175 205H174V206H170V205H169ZM169 207H168V209H169ZM48 208H49V207H48ZM62 208H63V207H61V208H59V209L61 210ZM81 208H82V207H81ZM85 208H86V207H85ZM156 208H157V207H156ZM175 208H176V207H175ZM31 209H32V208H31ZM39 209H40V208H39ZM74 209H76V208H74ZM90 209H91V208H90ZM101 209H100V210H101ZM157 209H158V208H157ZM23 210H25V209H23ZM28 210H29V209H28ZM28 210H27V211H28ZM43 210H44V209H43ZM52 210H53V208H52ZM81 210H82V209H81ZM159 210H160V209H159ZM159 210H158V211H159ZM164 210H162V211H164ZM19 211H20V210H19ZM33 211H35V210H32L31 212L33 213ZM36 211H37V210H36ZM39 211H40V210H39ZM46 211H47V209H46ZM46 211L42 212V214L39 212V213H38V216H40V215L43 216V213L46 214ZM50 211H51V209L48 210V212H50ZM54 211H55V210H53L51 213H53ZM160 211H161V210H160ZM160 211H159V212H160ZM168 211L171 212V210H168ZM22 212H23V211H22ZM22 212L20 211L21 214H22ZM31 212H30V214H31ZM37 212H38V211H37ZM58 212H59V210H58ZM65 212H66V211H65ZM82 212H83V211H82ZM172 212H173V209H172ZM20 213H18V214L20 215ZM23 213H24V212H23ZM73 213H74V212H73ZM88 213H89V212H88ZM90 213H92V212H90ZM111 213H112V212H111ZM115 213H116V212H115ZM39 214H40V215H39ZM66 214H67V213H66ZM83 214H84V213H83ZM92 214H93V213H92ZM92 214H91V215H92ZM164 214H165V211H164ZM168 214H169V213H168ZM170 214H171V213H170ZM36 215H37V214H36ZM54 215H58V214L55 213ZM68 215H69V214H68ZM70 215H71V214H70ZM70 215H69V216H70ZM76 215H78V214H76ZM93 215H94V214H93ZM114 215H115V216H113V217L110 218V220H109L111 223H110L109 225H106V227L109 226V227H107V230H106V231L104 230V231H101V232H100V231L98 230V228H97L98 226L96 225V228H97L96 231L92 230V231L89 232V233H88V231H86L85 234L80 235V240L83 239L82 241H84V242H81V241H80L81 243L78 242V243H79V244H78V247H79L80 244H82V245H81V248L79 247V250L76 249V250H78V251H76L75 253H74V252L72 251V249H71V252H73V253L75 254V257H73L72 259H70V255H69V254H68L66 257H64V258L61 257V256L57 253L58 250H57V251L54 250V249H55V246L52 245V246H53V247H51L52 249L48 248V249H46V251H45L46 256H48V259H49L48 261H51V264H107L108 261L113 260L114 262L111 261V262H109V263H113V264H114L115 262H118V261L112 259V257H115V256H112V257L110 258L111 260H108L106 255H107V254H110V253H113V255H114V253H115L116 256H119V254H120L122 251H121L120 248L117 247V244H118V242H120V241H123V242L127 241V245H128V246H127V249H126V250H127V253H126L127 255H126V257H128V255H129V257H128L127 259L125 258V262H126V264L129 263V261H132V258H131V260H130V256H132L131 254L134 252V250H135V246H139L140 244L134 245L135 242H132V241L130 240L131 238L128 239V238L126 237V235H125L126 233H124V234H120L121 232H119L120 230L118 229V223H119V220H118V219H119V218L116 216V214H114ZM159 215H160V214H159ZM162 215H163V212H162V214H161L160 216H162ZM22 216L24 217L25 215L23 214ZM26 216H27V215H26ZM31 216H33V215H30V217H31ZM38 216H37V218H38ZM66 216H67V215H66ZM89 216H90V215H89ZM154 216H157V215L155 214ZM167 216L169 217V215H167ZM167 216H165V217H167ZM33 217H34V216H33ZM40 217H41V216H40ZM40 217H39V219H40ZM45 217H46V216H45ZM45 217H44V218H45ZM47 217H49L48 214H47ZM50 217H51V216H50ZM54 217H55V216H54ZM67 217H68V216H67ZM80 217H81V216H80ZM90 217H92V216H90ZM152 217H153V216H152ZM26 218H27V217H26ZM31 218H32V217H31ZM52 218H53V217L48 218V220L50 221V219H52ZM68 218H69V217H68ZM70 218H71V217H70ZM70 218H69V219H70ZM73 218H74V217H73ZM157 218H158V217H157ZM157 218H156V220H157ZM169 218H170V217H169ZM169 218H168V219H169ZM22 219H23V218H22ZM33 219H34V218H33ZM62 219H63V218H62ZM164 219H165V218H160V221L162 222V220L164 221ZM23 220H26V219H23ZM41 220L43 221L42 218H41ZM48 220H47V221H48ZM52 220H54V221L56 222V218H55V219H52ZM52 220H51V221H52ZM64 220H65V219H64ZM84 220H85V219H84ZM124 220H125V219H124ZM154 220H155V219H154ZM35 221H37L36 217H35ZM38 221H39L38 223H41L40 225H43V226H42L43 228H44V226H46V225L48 224L47 222H46L47 224H43L44 222H42V221L40 222V220H38ZM51 221H50V225H53L54 222L52 221L53 224H51ZM69 221H70V220H69ZM121 221H122V220H121ZM121 221H120V222H121ZM150 221H151V220H150ZM158 221H159V218H158ZM160 221H159V222H160ZM166 221H167V224H169V223H168L169 220H166ZM166 221H165V222H166ZM10 222H11V221H10ZM26 222H28V221H26ZM73 222H74V221H73ZM60 223H61V222H60ZM69 223H70V222H69ZM122 223H123V222H121V224H122ZM129 223H130V222H129ZM145 223H146V222H145ZM36 224H37V223H36ZM56 224H57V222H56ZM75 224H76V223H75ZM96 224H98V223H96ZM124 224H125V223H124ZM124 224H123V225H124ZM152 224H153V223H152ZM155 224H156V223H155ZM163 224H164V222H163ZM163 224H162V225H163ZM165 224H166V223H165ZM165 224H164V225H165ZM26 225H27V224H26ZM33 225H34V221H33ZM40 225H38V227H39ZM48 225H49V224H48ZM50 225H49V226H50ZM59 225H60V224H59ZM59 225L57 226V228L59 227ZM67 225H68V224H67ZM79 225H80V223H79ZM104 225H105V224H104ZM129 225H130V224H129ZM29 226H30V224H29ZM34 226H35V225H34ZM36 226H37V225H36ZM73 226H74V225H73ZM76 226H78V225H75V227H76ZM20 227H21V229H23V227H22L21 224H20ZM20 227H19V228H20ZM25 227L28 228V226H25ZM25 227H24V228H25ZM50 227H51V226H50ZM67 227H68V226H67ZM99 227H100V226H99ZM104 227H105V226H104ZM119 227H120V226H119ZM160 227H162V226L160 225ZM7 228H8V227H7ZM31 228H32V227H31ZM31 228H30V229H31ZM35 228H36V227H35ZM45 228H46V227H45ZM45 228H44V229H45ZM52 228H54V229H53V230H55L54 232H53V230H52V232H50V230H51ZM60 228H61V227H60ZM68 228H69V227H68ZM68 228H67V231H69ZM71 228H72V227H71ZM73 228H74V227H73ZM73 228H72V230H73ZM92 228H93V227H92ZM149 228H150V227H149ZM149 228H148V229H149ZM38 229H39V228H37V230H38ZM47 229H50V228H47ZM51 229L48 230V231H49L50 233H52L53 236H54L55 232L58 231L57 229H55V224H54V227H51ZM89 229H90V228H89ZM158 229H159V228H158ZM162 229H163V228H162ZM9 230H10V228H9ZM16 230H17V229H16ZM28 230H29V228H28L27 230H26V229H25V230L23 229V230H20V231H21V232L24 231V232H23L24 234H28V233H30V232H28ZM33 230H34V229H33ZM37 230H35V231L37 232ZM40 230H42V229H40ZM45 230H46V229H45ZM45 230L42 231V232L44 233ZM59 230H60V229H59ZM97 230L99 231V233L97 232ZM122 230H123V232H124V229H121V231H122ZM127 230H128V229H127ZM143 230H144V229H143ZM20 231H19V232H20ZM30 231H31V230H30ZM38 231H39V230H38ZM46 231H47V230H46ZM141 231H142V229H141ZM16 232H17V231H16ZM33 232H34V231H33ZM33 232H31V233L29 234V236H30L31 238H32V235H31V234H32ZM39 232H40V231H39ZM39 232H38L37 234H39ZM49 232H48V233H49ZM70 232H71V231L68 232V236H69ZM73 232H74V231H73ZM50 233H49V236H50ZM57 233H58V232H57ZM75 233H78V234H74L75 236H76V235H79V232H75ZM128 233H129V232H128ZM13 234H14V233H13V231H12V235H13ZM24 234H23V235H24ZM34 234H35V232H34ZM34 234H33V235H34ZM40 234H42V233L40 232ZM44 234H46V233H44ZM72 234H73V233L71 232V234H70V236H69L70 238H71V236L74 237ZM129 234H131V233H129ZM47 235H48V234H47ZM58 235H59V237H61L60 233H58ZM58 235H56V237H58ZM0 236H1V235H0ZM29 236H28V237H29ZM35 236H36V235H35ZM130 236H131V235H130ZM7 237H10V236H7ZM19 237H20V236H19ZM26 237H27V236H26ZM26 237H25V238H26ZM33 237H34V236H33ZM37 237H39V236H36V238H37ZM46 237H48V236H46ZM46 237L43 236V239L46 238ZM56 237H55V238H56ZM78 237H79V236H78ZM23 238H24V236H23ZM36 238H33V239H36ZM137 238H138V237H137ZM15 239H16V238H15ZM37 239H38V238H37ZM50 239H51V241L53 242V238H52V236L50 237ZM74 239H75V237H74ZM134 239H135V238H134ZM134 239H133V240H134ZM141 239H142V238H141ZM148 239H149V238H148ZM148 239H147V240H148ZM19 240H20V239H19ZM38 240H39V239H38ZM57 240H58V238L56 239V241H57ZM71 240H72V238H71ZM78 240H79V239H78ZM124 240H125V241H124ZM136 240H137V239H136ZM28 241H29V240H27V243H30V244H31V242H30V241L28 242ZM36 241H37V240H36ZM73 241L75 242L76 240H73ZM139 241H140V239H139ZM148 241H149V240H148ZM21 242H22V241H21ZM32 242H33V241H32ZM43 242H45V239L43 240ZM46 242H49V241L47 240ZM52 242H49V243H50V246H51ZM123 242H122V243H123ZM155 242H156V241H155ZM19 243H20V242H19ZM27 243H26V244H27ZM54 243H55V240H54ZM54 243H53V244H54ZM136 243H137V242H136ZM136 243H135V244H136ZM22 244H24V243L22 242ZM22 244H21V245H22ZM32 244H34V243H32ZM73 244H75V243H73ZM73 244L71 243L72 247L74 248V247L76 246V244H75V245H73ZM35 245H36V244H35ZM35 245H31V246L34 247ZM38 245H39V244H37L36 251H37V249H39V247H40V246H38ZM120 245H121V244H120ZM124 245H125V244H124ZM16 246H17V245H16ZM24 246H26V245H24ZM82 246H83V247H82ZM18 248H19V247H18ZM21 248H22V247H21ZM24 248H25V247H24ZM24 248H23V251H24ZM31 248H32V247H31ZM41 248H42V247H41ZM41 248H40V249H41ZM53 248H54V249H53ZM29 249H30V248H29ZM29 249H26V248H25L26 251H30ZM32 249H33V248H32ZM40 249H39V250H40ZM56 249H57V248H56ZM119 249H120V250H119ZM156 249H157V248H156ZM34 250H35V248H34ZM60 251H61V249H60ZM32 252H33V251H32ZM32 252H31V253H32ZM58 252H59V251H58ZM64 252H66V251L64 250ZM64 252H63V253H64ZM125 252H126V251H125ZM26 253H27V252H26ZM33 253H34V252H33ZM33 253H32V254H33ZM39 253H40V252L37 251L36 254L32 256V259H31V260H33L35 257H38V256L40 255ZM123 253H124V252H123ZM123 253H122V256H123ZM136 253H137V252H136ZM61 254H62V253H61ZM17 255H18V254H17ZM17 255H16V256H12L11 258H7V257H5V256H4V257L1 256L2 258H0V264H25V263L28 261V260H27V261H25V263H22V262L25 260L24 258H25L26 256L23 257L22 260L18 261L19 259H18V256H17ZM29 255H30V254H29ZM41 255H43V254H41ZM124 255H125V254H124ZM136 255H137V254H136ZM143 255H144V254H142V256H143ZM6 256H7V255H6ZM21 256H22V255H21ZM71 256H72V255H71ZM110 256H111V255H110ZM27 257H28V256H27ZM27 257H26V259H27ZM43 257H44V256H43ZM132 257H133V256H132ZM152 257H153V256H152ZM41 258H42V256H41ZM119 258H120V257H119ZM135 258H136V256H135ZM137 258H140V259H141V255H140V257L137 256ZM39 259H40V257H39ZM115 259H116V258H115ZM120 259H122V257H121ZM40 260H41V259H40ZM107 260H108V261H107ZM117 260H118V258H117ZM135 260H136V259H135ZM147 260H149V259H147ZM154 260H155V259H153L152 261H154ZM158 260H160V259H158ZM41 261L43 262V261H45V260H43V258H42ZM144 261H145V260H144ZM17 262H18V263H17ZM31 262H32V261H31ZM31 262H30V263H31ZM45 262H47V261H45ZM119 262H120V261H119ZM119 262L116 263V264H122V263H123L122 260H121L120 263H119ZM135 262H136V261H135ZM145 262H146V261H145ZM154 262H156V261H154ZM36 263H37V262H36ZM133 263H134V261H133ZM141 263H142V261L140 262V264H141ZM152 263H153V262H152ZM152 263H151V264H152ZM37 264H38V263H37ZM45 264H46V263H45ZM47 264H48V263H47ZM123 264H124V263H123ZM134 264H135V263H134ZM138 264H139V263H138ZM143 264H144V262H143ZM147 264H149V262H148ZM153 264H154V263H153ZM157 264H158V262H157ZM160 264H161V263H160Z\"/></svg>","mask_w":264,"mask_h":264}]
</instances>
